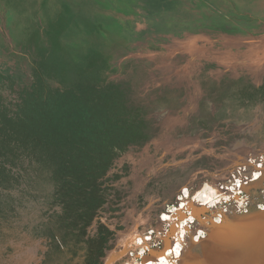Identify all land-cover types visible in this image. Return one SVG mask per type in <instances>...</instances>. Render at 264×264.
<instances>
[{
  "label": "rangeland",
  "instance_id": "obj_1",
  "mask_svg": "<svg viewBox=\"0 0 264 264\" xmlns=\"http://www.w3.org/2000/svg\"><path fill=\"white\" fill-rule=\"evenodd\" d=\"M229 171L243 208L174 212ZM262 193L264 0H0V264H102L134 230L115 264L154 259L190 213L178 264H212Z\"/></svg>",
  "mask_w": 264,
  "mask_h": 264
},
{
  "label": "bare ground",
  "instance_id": "obj_2",
  "mask_svg": "<svg viewBox=\"0 0 264 264\" xmlns=\"http://www.w3.org/2000/svg\"><path fill=\"white\" fill-rule=\"evenodd\" d=\"M258 170H254L252 175H250L251 180L253 182L254 181L261 182V176L263 174V171L259 172ZM233 176L236 178V181L234 183H232V181H234V179H232ZM219 179L230 182V185L228 184V186H226L225 188H222V189H225L224 192H222V190H220L214 184V182H212L211 184L205 183L194 194L190 192L187 186H184L180 190V196H179L180 204L178 207H174L175 209L174 212L177 214L178 208H182V209L189 208L190 205H193L196 210H203V209H206V207L213 208L233 198H236L235 203H237V206L239 207L238 209L243 208V206L246 204L245 198L244 197L238 198V196L243 192L242 187L244 184L240 175L237 176V175H234V172H230L229 175L221 174V177ZM258 209H261V208L259 207ZM161 215H162L161 218L160 217L159 218L165 220L166 223H168L167 220H171L172 218L171 215L167 213H163ZM220 216L221 215L219 213V216L211 217L210 220H207V221L205 220V221L206 222L212 221L213 223H216V222L221 221V219L219 218ZM185 217H186V214H185ZM194 221L195 219L191 213L189 214V216H187L185 220L180 219V221L177 222L176 232L172 238V241L171 243L169 242L170 245L167 248H165L161 253H159L154 259H148V260L139 262L137 261L135 257H133L131 258L132 260L130 262H127L126 264H178L182 255H184L185 253L183 252L182 254V250L184 249L183 242L186 241V233H189L188 231H186V228L188 227V225H190V223H194ZM202 223H205V222H202ZM205 232H206L205 229H200L196 233V236L194 237L193 241H199L202 237H205L206 236ZM152 239H153L152 235L146 236V234H141L137 230H134L133 232L129 234V236H127L121 242V245H119L117 248H115L114 250H112L105 256L104 262L102 264H115L116 262L122 260V258L126 256L127 251L132 250V249L134 250L139 249L138 253L143 257L144 252H145L144 249L145 247L149 246V241H151ZM213 240L211 239V241H213L211 246H207L203 251L205 253L204 259H206V261L209 263H212V264H264V220H259V221L253 222L252 224H247V225H242V226L239 225L238 227L234 228L232 231H230L225 236H222L220 233H218L216 234V237ZM252 243L253 245H251ZM226 246H231L233 249L226 250ZM245 246H247V249H245ZM184 250L186 251V248ZM244 255L248 257L245 260L240 258ZM232 259H234L235 261L232 262Z\"/></svg>",
  "mask_w": 264,
  "mask_h": 264
},
{
  "label": "crops",
  "instance_id": "obj_3",
  "mask_svg": "<svg viewBox=\"0 0 264 264\" xmlns=\"http://www.w3.org/2000/svg\"><path fill=\"white\" fill-rule=\"evenodd\" d=\"M248 215H255V218L258 219V220H264V209H260V210H257L256 208L255 209H252L250 211H247L245 213H239V214H235L234 216H232L229 220H223L222 222L218 223V230H217V234L218 232H220L225 226L231 224V226L233 224H238V223H241L243 222V220H247L246 217H248ZM253 245V243L251 244ZM250 246V245H249ZM251 247V246H250ZM245 249H247V246H245ZM241 259L245 260L247 259L248 257L246 255L240 257ZM235 260L232 259V262H234Z\"/></svg>",
  "mask_w": 264,
  "mask_h": 264
}]
</instances>
